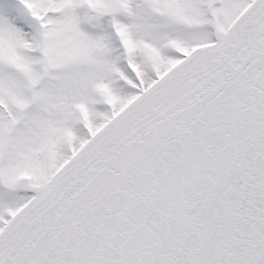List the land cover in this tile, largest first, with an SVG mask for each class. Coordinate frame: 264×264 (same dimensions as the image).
<instances>
[{"label":"snow or ice","instance_id":"obj_1","mask_svg":"<svg viewBox=\"0 0 264 264\" xmlns=\"http://www.w3.org/2000/svg\"><path fill=\"white\" fill-rule=\"evenodd\" d=\"M0 264H264V0H0Z\"/></svg>","mask_w":264,"mask_h":264}]
</instances>
